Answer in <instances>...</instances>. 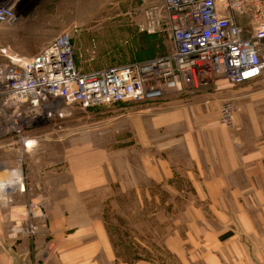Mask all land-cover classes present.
Returning a JSON list of instances; mask_svg holds the SVG:
<instances>
[{
	"label": "rangeland",
	"instance_id": "rangeland-1",
	"mask_svg": "<svg viewBox=\"0 0 264 264\" xmlns=\"http://www.w3.org/2000/svg\"><path fill=\"white\" fill-rule=\"evenodd\" d=\"M16 8L19 22L0 24V48L9 57H31L64 32L82 72L165 56L172 48L166 26L146 30V12L157 8L163 16L162 0H21ZM261 88L264 81H221L156 106L83 108L54 100L0 105V197L12 195L9 182L18 178L15 188L30 198L66 193L72 182L67 176L74 175L81 206L105 221L123 263L172 264L174 248L192 246L167 241L189 236L200 205L188 173L194 176L195 160L179 157L178 144L200 141L202 126L222 127L219 111L230 102L236 107L233 126L223 133L257 152L264 147ZM34 204H26L27 214L42 207Z\"/></svg>",
	"mask_w": 264,
	"mask_h": 264
},
{
	"label": "built area",
	"instance_id": "built-area-1",
	"mask_svg": "<svg viewBox=\"0 0 264 264\" xmlns=\"http://www.w3.org/2000/svg\"><path fill=\"white\" fill-rule=\"evenodd\" d=\"M20 1H0V24L19 22ZM162 9L163 16L157 8L146 12L148 32L166 26L170 33L171 51L161 57L82 72L67 32L28 58L9 57L7 48H0L7 58L0 61V105L51 100L83 108L154 104L221 81L252 83L264 74V0H162ZM235 112L234 104H222L221 126L231 128ZM15 187H7L8 192Z\"/></svg>",
	"mask_w": 264,
	"mask_h": 264
},
{
	"label": "crops",
	"instance_id": "crops-1",
	"mask_svg": "<svg viewBox=\"0 0 264 264\" xmlns=\"http://www.w3.org/2000/svg\"><path fill=\"white\" fill-rule=\"evenodd\" d=\"M262 81L264 74L249 84ZM259 98L264 106L263 88ZM225 128L202 126L200 141L178 144L179 157L195 160L194 176L188 173L200 205L189 236L167 241L192 246L174 248L172 264H264V147L252 152ZM67 177L66 193L30 198L14 190L0 197V264H128L117 256L102 217L81 206L75 176ZM30 201L42 204L32 215L25 209Z\"/></svg>",
	"mask_w": 264,
	"mask_h": 264
},
{
	"label": "bare ground",
	"instance_id": "bare-ground-1",
	"mask_svg": "<svg viewBox=\"0 0 264 264\" xmlns=\"http://www.w3.org/2000/svg\"><path fill=\"white\" fill-rule=\"evenodd\" d=\"M15 183L16 184L18 183L16 179L15 180H11V182H9L10 187L14 188L15 187Z\"/></svg>",
	"mask_w": 264,
	"mask_h": 264
}]
</instances>
